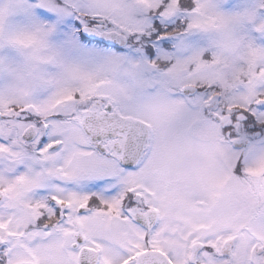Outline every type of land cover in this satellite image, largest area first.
<instances>
[{"label":"snow or ice","instance_id":"1","mask_svg":"<svg viewBox=\"0 0 264 264\" xmlns=\"http://www.w3.org/2000/svg\"><path fill=\"white\" fill-rule=\"evenodd\" d=\"M0 264H264V0H0Z\"/></svg>","mask_w":264,"mask_h":264}]
</instances>
